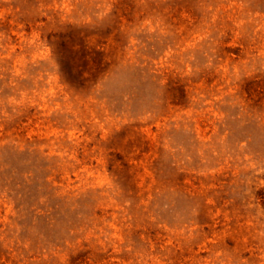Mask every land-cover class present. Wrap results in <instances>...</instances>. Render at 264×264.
Segmentation results:
<instances>
[{
  "label": "rangeland",
  "instance_id": "374dc122",
  "mask_svg": "<svg viewBox=\"0 0 264 264\" xmlns=\"http://www.w3.org/2000/svg\"><path fill=\"white\" fill-rule=\"evenodd\" d=\"M0 264H264V0H0Z\"/></svg>",
  "mask_w": 264,
  "mask_h": 264
}]
</instances>
